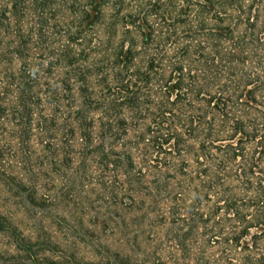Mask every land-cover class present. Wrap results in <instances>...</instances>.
<instances>
[{
	"label": "trees",
	"instance_id": "obj_1",
	"mask_svg": "<svg viewBox=\"0 0 264 264\" xmlns=\"http://www.w3.org/2000/svg\"><path fill=\"white\" fill-rule=\"evenodd\" d=\"M0 264H264V0H0Z\"/></svg>",
	"mask_w": 264,
	"mask_h": 264
}]
</instances>
